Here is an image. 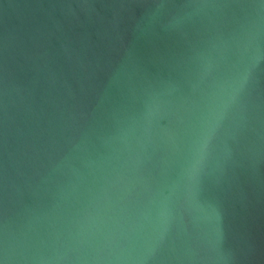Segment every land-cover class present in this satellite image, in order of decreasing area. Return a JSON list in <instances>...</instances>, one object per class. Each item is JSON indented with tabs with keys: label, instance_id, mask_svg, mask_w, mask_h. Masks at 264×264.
Wrapping results in <instances>:
<instances>
[{
	"label": "water",
	"instance_id": "obj_1",
	"mask_svg": "<svg viewBox=\"0 0 264 264\" xmlns=\"http://www.w3.org/2000/svg\"><path fill=\"white\" fill-rule=\"evenodd\" d=\"M0 264H264V0H0Z\"/></svg>",
	"mask_w": 264,
	"mask_h": 264
}]
</instances>
